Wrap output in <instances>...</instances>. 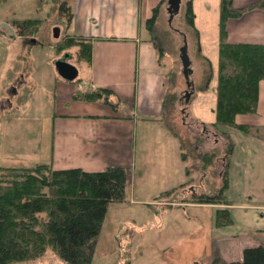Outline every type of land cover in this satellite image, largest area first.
Returning a JSON list of instances; mask_svg holds the SVG:
<instances>
[{
	"label": "crops",
	"instance_id": "1",
	"mask_svg": "<svg viewBox=\"0 0 264 264\" xmlns=\"http://www.w3.org/2000/svg\"><path fill=\"white\" fill-rule=\"evenodd\" d=\"M35 1L31 0L27 5L28 11L35 8ZM159 1L63 0L64 9H60L66 16L54 25L59 28V33L63 31L91 38L90 61L85 64V73L78 83L55 75L51 78L53 82L58 81L52 83V106L45 114L47 131L45 128L35 137L34 154L37 155L33 163L46 162L53 169L80 168L85 171L120 165L125 169L131 196L138 183V189L141 184L144 187L142 193H136L142 204L153 202L160 192L181 185L190 178L186 176L183 180L181 176L172 181L173 170L171 178L166 177L172 158H168V148L172 156L176 150L178 158H181L177 139L167 133L160 121L142 119L158 116L166 88L164 74L159 69L154 47L144 26L151 9ZM255 1L231 0V4L241 8ZM191 4L200 54L209 60L212 71L216 72L219 0H192ZM224 28L229 43L264 44V9L253 8L228 17ZM192 75L189 77L193 81ZM49 77L47 73V80ZM83 82L92 88L111 90V103L73 100V92L83 88ZM212 82L215 85V79ZM214 85H210L206 92H195L189 111L185 110L186 106L182 107V113L180 111L184 117L189 115L200 123L198 127L192 125L197 132L192 131V127L189 130L192 131L189 137L197 143L194 147L207 144L210 136L214 144L220 139L218 133L208 126L215 119ZM41 86L43 94L45 87ZM42 99H47V95ZM29 100L26 97L25 103L29 104ZM234 123L226 130L232 149L228 155L219 157L220 176L222 170L225 169L226 173L223 195L227 209L249 214L252 210L264 211V79L257 82L255 112L236 114ZM148 156L152 158L153 166L150 168L147 167ZM179 162L182 165L180 159ZM152 169L155 171L153 174L152 171L146 174ZM187 187L188 191L191 190ZM197 206L202 207H186ZM259 215L263 216V213Z\"/></svg>",
	"mask_w": 264,
	"mask_h": 264
},
{
	"label": "rangeland",
	"instance_id": "2",
	"mask_svg": "<svg viewBox=\"0 0 264 264\" xmlns=\"http://www.w3.org/2000/svg\"><path fill=\"white\" fill-rule=\"evenodd\" d=\"M183 1L181 0V5ZM30 2L31 0H0V167H23L34 164L33 160L37 155L34 154L35 137L43 129L46 128L47 131L45 114L51 110L52 106V100H50L52 83L56 84L58 81H51L54 75L58 77L52 61L67 51L71 54L69 61L80 68L77 75L80 80V76L86 69L85 63L76 59V45L61 46L59 51L53 48L55 44L63 40L64 36H67L63 31L58 33L57 38L52 36V26L60 23L66 16L60 9V7L64 9L63 0H59L57 8L51 15L47 6L39 9L36 1L35 8L33 6L34 9L28 11L27 5ZM54 14L56 17H53ZM32 15L34 16L30 17ZM25 17L37 19L38 23L27 27L26 32L24 24L21 29L24 36L17 38L12 28V21L25 19ZM166 19L167 14L162 6L155 35L161 40L164 55L162 57L156 55L157 64L164 74L165 91L169 85L168 71L173 70L177 81L174 86H171L170 92L181 88L180 93L183 94L184 81H181L180 62L177 56L181 38L173 30L182 31L183 28L179 13L173 16L169 26ZM35 39L37 42L34 43ZM189 48L188 44L192 77L196 87L200 83L198 79L201 64ZM213 71L211 68L212 75L206 91L209 90L210 85L211 87L214 85L212 81L215 79L213 88L215 93L216 72ZM47 73L50 75L48 80ZM40 85L45 87V91L42 89L43 94L39 88ZM86 85L87 83L83 82L81 87ZM194 94L195 91L186 103L187 111ZM44 95H47L45 100L42 99ZM26 97L30 99L29 104L25 103ZM175 105L174 108L170 107L169 101L168 110L161 125L167 133L168 126L179 136L184 144L186 156L185 159H182V156L178 158L176 150L172 156L168 148V158H172L166 177L171 178V170H173L172 181H176L181 176L183 180L186 176L190 178L185 180V183L175 186L180 187L179 189H175L166 196L161 195L160 192L153 202L143 203L144 205L136 194L144 191L142 184L138 189L140 184L138 183L133 196L130 195V186L126 185L125 201L112 202L107 206L91 264H123L125 259L128 264H222L240 259L241 249L245 246L262 245L264 239L262 209L249 211L250 214L244 211L239 212L238 209L230 211L222 196L209 203L192 202L189 197L191 193L215 195L218 192L223 178L226 179V176L224 177L226 173L220 176L219 157H222L228 138L230 140L226 130L234 125L216 126L215 129L220 138L217 144L212 142L210 136L207 144L194 147L197 143L195 139L191 140L190 134L197 130H194L192 125L195 124L198 127L200 123L189 115V118L185 116L181 119L184 113L181 114L180 109L184 107V104L181 102ZM212 123L208 125L211 128ZM190 127L192 131H189ZM177 142L179 144V139ZM151 157L153 158L152 154ZM151 157L148 156V168L153 166ZM186 167L190 169L189 174H186ZM151 171L152 174L155 172L152 169L146 174H150ZM166 183L165 186H168ZM187 186L191 190L188 191ZM187 205H202V207H186ZM166 208L171 210L167 211ZM260 212L263 216L259 215ZM229 219L232 221L229 222ZM12 264H63V262L47 251L41 258Z\"/></svg>",
	"mask_w": 264,
	"mask_h": 264
},
{
	"label": "trees",
	"instance_id": "3",
	"mask_svg": "<svg viewBox=\"0 0 264 264\" xmlns=\"http://www.w3.org/2000/svg\"><path fill=\"white\" fill-rule=\"evenodd\" d=\"M191 2L192 0H184L180 6L178 13L183 29H179L177 33L180 38L181 32L185 34L187 45L189 44L201 64L198 79L200 83L194 86V91H206L212 75L211 66L200 54L198 34L193 26ZM36 3L39 9L47 6L51 15L59 0H36ZM163 4L164 0L156 3L151 9L150 17L144 21L157 57L164 55L161 40L155 35ZM253 8L264 9V0H256L241 8L233 7L231 0H219L213 129L217 125H235L236 114L255 112L257 82L264 79V44L229 43L225 38L224 28L228 17L237 16ZM12 23L16 37L19 38L24 36L21 30L24 24L26 32L27 27L38 23V20L14 19ZM33 41L37 42L36 39ZM70 44L76 45V59L88 64L91 38L67 34L53 48L59 51L61 46L67 47L66 45ZM168 73L169 85L163 95L158 116L142 119L162 123L169 101L172 108L182 102L181 88L170 92L171 86L177 81L175 71L169 70ZM181 81L183 82V78ZM72 82H80L79 77ZM111 96L113 92L109 89L86 85L73 92L72 99L111 103ZM240 128L248 130L243 126ZM167 129L179 139V147L182 149L180 154L182 159H185L186 151L182 140L180 141L172 128L167 126ZM231 149L232 142L228 138L222 156L228 155ZM189 173L190 169L186 167V174ZM224 173L225 169L221 175ZM126 185V172L120 165H107L97 171H85L80 168L53 169L46 162H36L23 167H0V264L34 260L41 258L47 251L57 256L63 264H91L107 206L112 202L125 201ZM225 187L226 180L223 178L215 195L191 193L189 197L196 203L213 202L219 196L224 198ZM177 188L180 187L165 190L161 195L166 196ZM123 264H128L126 259ZM222 264H264V248L262 245L245 246L241 249L240 259Z\"/></svg>",
	"mask_w": 264,
	"mask_h": 264
},
{
	"label": "water",
	"instance_id": "4",
	"mask_svg": "<svg viewBox=\"0 0 264 264\" xmlns=\"http://www.w3.org/2000/svg\"><path fill=\"white\" fill-rule=\"evenodd\" d=\"M164 9L167 14L166 22L169 25L171 19L174 15H176L181 6V0H165L164 2ZM52 36L54 38L58 37L59 28L54 25L52 26ZM174 31H179L177 29H173ZM178 59L180 62V73L183 78V84H184V90H183V103H187L190 96L192 95L194 91V84L193 81L190 79V75L192 74V67H191V59L188 54L187 49V40L185 34L181 32V44L178 46ZM71 57V54L67 51H64L60 57L55 58L52 61V66L55 70V73L58 77L65 81H73L75 78H77L78 75V68L69 61ZM185 106V105H184ZM184 108H182L180 111L183 112ZM181 117V119H183ZM262 246L264 248V240L262 243Z\"/></svg>",
	"mask_w": 264,
	"mask_h": 264
}]
</instances>
